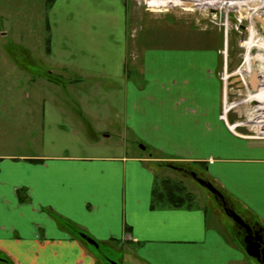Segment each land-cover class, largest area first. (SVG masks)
I'll return each instance as SVG.
<instances>
[{
	"label": "crops",
	"instance_id": "1",
	"mask_svg": "<svg viewBox=\"0 0 264 264\" xmlns=\"http://www.w3.org/2000/svg\"><path fill=\"white\" fill-rule=\"evenodd\" d=\"M57 1L45 5L52 10ZM181 50L149 46L136 53L140 83L128 79L125 133L140 149L206 160L215 180L209 181L264 227V142L241 139L220 119L219 49ZM46 102L40 99L42 111L36 105L41 129L33 136L46 131ZM125 148L118 154L0 153V264H112L69 224L99 245L125 247L137 264L245 258L234 229L211 225L205 209L154 207L158 159Z\"/></svg>",
	"mask_w": 264,
	"mask_h": 264
},
{
	"label": "rangeland",
	"instance_id": "2",
	"mask_svg": "<svg viewBox=\"0 0 264 264\" xmlns=\"http://www.w3.org/2000/svg\"><path fill=\"white\" fill-rule=\"evenodd\" d=\"M193 1L159 9L147 0H128L127 6L59 0L50 10L45 0H0V153L118 154L127 147L158 159L153 169L159 187L172 180L182 188L179 195L192 196L190 207L205 209L211 225L233 231L234 221L216 196L192 177L196 172L214 180L206 160L140 149L123 125L128 79L140 83L134 64L145 48L215 47L221 55L220 119L241 139L264 142V86L249 83L241 70L250 26L264 34L258 20L264 18V0H237L244 4L229 8ZM44 97L46 131L33 136L41 129L36 105L42 111ZM178 164L186 171L171 167ZM90 247L103 261L137 264L125 247ZM238 264L259 263L245 254Z\"/></svg>",
	"mask_w": 264,
	"mask_h": 264
},
{
	"label": "bare ground",
	"instance_id": "3",
	"mask_svg": "<svg viewBox=\"0 0 264 264\" xmlns=\"http://www.w3.org/2000/svg\"><path fill=\"white\" fill-rule=\"evenodd\" d=\"M148 4L155 8L166 9L169 5H186L187 0H147ZM195 4L216 5V3L224 4L227 8L243 5L244 3L237 0H194ZM257 3V2H256ZM262 3V2H261ZM191 4V3H190ZM247 4V3H246ZM260 17V16H259ZM259 19V18H258ZM260 35V36H258ZM247 53H245L244 68L242 74L249 81L255 82L256 86H264V34H259L253 25L249 28V38L246 42ZM254 50V52H253ZM256 62L258 64L256 65ZM250 66V68H248Z\"/></svg>",
	"mask_w": 264,
	"mask_h": 264
},
{
	"label": "trees",
	"instance_id": "4",
	"mask_svg": "<svg viewBox=\"0 0 264 264\" xmlns=\"http://www.w3.org/2000/svg\"><path fill=\"white\" fill-rule=\"evenodd\" d=\"M182 166L184 165L183 164L171 165V167H173L174 169H177L180 171H186V168ZM181 190L182 188L177 183H173L172 180L170 179H165L164 181H162L161 187H159V184H156V187L153 192V206L156 207L158 203H164V204L175 206V207H190L189 204L192 199V196L190 194H187L186 196L181 195V194L179 195L178 192L180 193ZM19 196H20L21 201L26 200V198H24L22 195H19ZM225 198L229 199L226 195H225ZM217 200L221 202V199L217 198ZM221 206L223 208V205ZM69 226L74 230V232H76L78 236L82 238H86V239L89 238V236L83 231L78 230L75 227H72V225L70 224ZM234 236L238 244L244 249L243 243L241 242V240H239L238 233L236 230L234 231Z\"/></svg>",
	"mask_w": 264,
	"mask_h": 264
},
{
	"label": "flooded vegetation",
	"instance_id": "5",
	"mask_svg": "<svg viewBox=\"0 0 264 264\" xmlns=\"http://www.w3.org/2000/svg\"><path fill=\"white\" fill-rule=\"evenodd\" d=\"M216 198H218V197L216 196ZM218 199H221V198H218ZM220 203H221V205H223L224 213L227 214L228 216H230L228 214V210H234L233 208H231L233 205L232 202L229 199L227 200L224 196V200L221 199ZM236 212L242 216V218L245 220V222L249 226V227H244L242 225H239L238 223H236L233 220L234 221V231L235 230L237 231L239 240H241V242L243 243L245 252H246V247L248 246V244L251 240H258V242H260V244H261V250L262 249L264 250V227L258 221H255L254 219H251V218L247 217L246 215H244L238 211H236ZM93 246H95V245H93ZM95 247L99 248L100 245L95 246ZM255 260L259 264H264L263 261H260L256 258H255Z\"/></svg>",
	"mask_w": 264,
	"mask_h": 264
},
{
	"label": "water",
	"instance_id": "6",
	"mask_svg": "<svg viewBox=\"0 0 264 264\" xmlns=\"http://www.w3.org/2000/svg\"><path fill=\"white\" fill-rule=\"evenodd\" d=\"M212 12L215 11L212 10ZM258 20L262 23L263 32H264V18L259 17ZM142 147L145 148L144 146ZM192 177L196 179L202 186L206 187L209 191L215 194L218 198L224 200L223 193L217 187H215L213 183L207 181L204 178L199 177L196 172H192ZM228 214L239 225H242L244 227H249L248 224L245 222V220L242 218V216L238 214L235 210H228ZM87 241L95 246L99 245L98 242L92 238H87ZM246 252L249 256L256 258L260 261H263L264 263V250L263 249L261 250V244L260 242H258V240H251L248 246L246 247ZM112 264H116V263L112 262Z\"/></svg>",
	"mask_w": 264,
	"mask_h": 264
},
{
	"label": "built area",
	"instance_id": "7",
	"mask_svg": "<svg viewBox=\"0 0 264 264\" xmlns=\"http://www.w3.org/2000/svg\"><path fill=\"white\" fill-rule=\"evenodd\" d=\"M205 1H207V0H205ZM208 1H211V0H208ZM211 6V5H210ZM217 11V9H215V12ZM215 16L217 15V13H215L214 14ZM227 26V25H226ZM225 52H226V50H225Z\"/></svg>",
	"mask_w": 264,
	"mask_h": 264
}]
</instances>
